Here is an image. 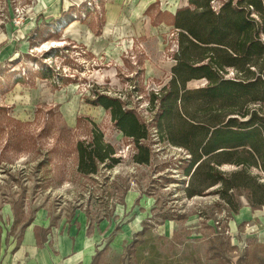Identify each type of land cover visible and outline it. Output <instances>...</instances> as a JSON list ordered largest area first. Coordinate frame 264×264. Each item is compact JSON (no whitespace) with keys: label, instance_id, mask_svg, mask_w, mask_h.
Wrapping results in <instances>:
<instances>
[{"label":"rangeland","instance_id":"rangeland-1","mask_svg":"<svg viewBox=\"0 0 264 264\" xmlns=\"http://www.w3.org/2000/svg\"><path fill=\"white\" fill-rule=\"evenodd\" d=\"M187 3L0 0V242H18L34 218L55 229L82 221L100 234L107 223V240L120 237V264H264V244L244 224L232 228L218 186L187 196L191 155L169 125L175 110L203 120L205 105L189 96L159 120L158 100L151 103L175 64L170 15ZM204 85L190 80L184 89ZM100 101L131 111L146 137L136 146ZM98 133L117 162L81 175L75 145ZM248 173L264 183L259 170ZM241 194L234 201L250 208Z\"/></svg>","mask_w":264,"mask_h":264},{"label":"trees","instance_id":"trees-1","mask_svg":"<svg viewBox=\"0 0 264 264\" xmlns=\"http://www.w3.org/2000/svg\"><path fill=\"white\" fill-rule=\"evenodd\" d=\"M211 1L188 0L187 6L170 15L178 35L175 64L169 82L151 103L158 100L159 120L169 118L177 101L185 107L189 96L205 105L203 120L175 110V123L169 125L191 155L187 196L203 195L218 186L214 193L230 214H236L240 205L234 199L241 191L251 209L264 206V183L248 173L255 168L264 175V1L226 0L217 11ZM229 70L232 77L227 76ZM199 79L204 86L184 89L188 81ZM113 102L100 104L114 109V126L137 146L146 137L139 131L144 126L131 111L118 110ZM75 151L77 172L84 176L95 174L100 164L110 169L117 162L113 146L100 133L92 135L91 142L78 141ZM223 164L240 169L225 174L219 169Z\"/></svg>","mask_w":264,"mask_h":264},{"label":"crops","instance_id":"crops-1","mask_svg":"<svg viewBox=\"0 0 264 264\" xmlns=\"http://www.w3.org/2000/svg\"><path fill=\"white\" fill-rule=\"evenodd\" d=\"M231 224L235 229L244 224L246 232L264 244V206H243L233 214ZM106 225L101 223L100 234L88 231L82 221L55 229L34 218L23 227L18 242H0V264H120V237L110 243Z\"/></svg>","mask_w":264,"mask_h":264},{"label":"bare ground","instance_id":"bare-ground-1","mask_svg":"<svg viewBox=\"0 0 264 264\" xmlns=\"http://www.w3.org/2000/svg\"><path fill=\"white\" fill-rule=\"evenodd\" d=\"M55 44H57V43H55ZM60 44V43H59ZM59 44H57V45H59ZM55 46V45H54Z\"/></svg>","mask_w":264,"mask_h":264}]
</instances>
